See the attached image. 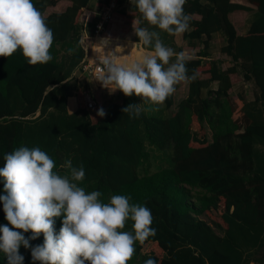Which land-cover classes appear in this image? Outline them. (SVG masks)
Masks as SVG:
<instances>
[{"label":"trees","instance_id":"1","mask_svg":"<svg viewBox=\"0 0 264 264\" xmlns=\"http://www.w3.org/2000/svg\"><path fill=\"white\" fill-rule=\"evenodd\" d=\"M58 1L32 0L54 33L48 63L30 65L20 50L0 57V168L5 154L22 146L39 147L56 162L54 171L60 175L68 174L61 167L65 160L75 167L82 164L85 178L78 186L86 192L100 191L101 202L129 195L131 203L147 206L156 235L137 241L127 264H144L149 258L156 264L263 262L264 240L259 238L264 229V0H186L190 28L182 37L192 48L201 42L203 49L187 63L189 76L195 78L187 83V96L176 111L171 110V95L165 101V116L143 111L135 119L121 111L129 103H139L135 95L120 92V104L99 107L96 90H91L94 106L85 107L83 94L89 85L74 72L82 73L87 25L81 17L91 0H66L69 5L63 11H50ZM112 1L119 6L135 0L97 2V21ZM250 15L256 17L245 30ZM136 20L142 27L148 24L135 5L126 13L115 9L103 31L116 39L119 29L128 33ZM217 33L225 38L221 53L233 63L225 70L217 62L203 61ZM70 48L75 49L71 55ZM240 71L243 80L253 81L257 88L253 101L245 102L241 95L232 100L229 94ZM72 96L78 110L69 114L66 104ZM100 108L107 113L104 117L97 115ZM205 124L212 130L211 140ZM152 151L165 157L149 172ZM3 183L0 178V195L5 194ZM54 219L58 232L63 216ZM7 223L0 203V225ZM123 230H132L131 220ZM42 243V234L30 241L33 246ZM19 251L23 264H33L30 249ZM0 264H7L2 252Z\"/></svg>","mask_w":264,"mask_h":264},{"label":"clouds","instance_id":"2","mask_svg":"<svg viewBox=\"0 0 264 264\" xmlns=\"http://www.w3.org/2000/svg\"><path fill=\"white\" fill-rule=\"evenodd\" d=\"M186 0H135L143 21L170 35H181L190 28V16L184 12ZM135 21L134 35L152 52L131 63H117L116 50L105 52L110 37L97 44L103 55L98 58L100 75L95 80L109 93L119 90L125 97H141L144 102L163 104L180 83H188L187 63L191 56L176 52L164 44L160 33L140 26ZM54 33L46 18L32 0H0V57H9L17 50L30 65L46 64L51 59ZM75 49H68L71 55ZM130 119L138 118L144 109L141 103H129L121 109ZM103 108L97 115L104 117ZM56 162L39 147H19L5 154L0 168L4 195H0L4 218L0 225V252L7 264H23L19 249L31 250L33 264H127L135 253L137 241L144 242L156 235L151 210L131 203L129 195H113L108 203L101 202L100 191L86 192L77 182L85 178L81 164L65 160L67 170L60 175ZM63 216L55 230L56 217ZM132 221V230L124 231ZM9 225L11 227H9ZM19 230V231H18ZM31 232L26 237L25 233ZM43 235V243L30 241ZM144 264H156L149 258Z\"/></svg>","mask_w":264,"mask_h":264},{"label":"rangeland","instance_id":"3","mask_svg":"<svg viewBox=\"0 0 264 264\" xmlns=\"http://www.w3.org/2000/svg\"><path fill=\"white\" fill-rule=\"evenodd\" d=\"M126 8H127V10L129 8H131L130 2L127 4ZM255 17H256V15H254V16L250 15L247 17V19H245L246 20L245 30L248 29L250 22ZM85 18L86 19H84L83 24H87V27L86 26L84 27L86 33L85 34L83 33L82 38L85 37V35H86V37H88L86 39V42L88 44H91V43H93L94 39L96 38V36L95 37L91 36V32H92L93 27L97 28L98 21L96 20V18L91 17L92 21H91V23H88L89 22L88 17L86 16ZM131 31H133V28H131ZM105 33H106V31H100L99 35L105 36L106 35ZM119 35H125L124 38L127 39V41H130L131 43H133V41H134V32L132 34H129V36H126L128 34L122 33L119 29ZM160 36H161V39L163 40L164 44L169 46V47H174V48L176 47L175 45H173L175 40H176L178 45L181 44L183 46V45L187 44V41H185L183 39L182 35H170L164 31H161ZM170 42H172V43L170 44ZM210 45H211V47L209 46V49L207 51H205L206 56L203 57V61L217 62L219 67H221V69H223V70L232 66L233 63L230 60V58L228 56H226L225 54H222L220 51L221 47L225 45V38L222 34L219 33V35H215V37H213V41L211 40ZM83 46L84 47L86 46L85 43H83ZM197 46H198V48H193L194 51L190 52V55L192 57H195L199 50H203L201 42L199 44H197ZM144 48H148V47L144 46ZM149 48H151V47H149ZM177 49H178V47L175 48V51ZM136 50H137V52H136ZM134 52L136 53L137 59H140L141 57H140V53L138 52V46L137 45H136V47H134ZM128 58H129V53L127 52V54H126L125 52H122L121 58H120V63H122V62L129 63ZM74 75L79 80L85 79L87 81V84L89 85L88 93L91 95L92 89H90L88 76L90 77V76H92V74L88 73V76H87L86 74H83V73L80 74L78 71H75ZM214 87H215V85L213 83L211 85V88L213 89ZM97 88L98 89H96V91L94 92V97H96V99L98 101H100V103L103 105L102 92H106V90L100 89L101 87H97ZM186 89H187V83L182 82L176 86V91L172 94L173 104L171 106V110L176 111L179 103L186 98V96H187ZM256 93H257V88H256L255 84L253 83V81H250V82L244 81L243 80V73L240 71L239 77L235 76V79L233 80V87L229 91V94L232 97V100H235L236 99L235 97H237L238 95H241V97L243 98V100L245 102L253 101ZM203 94L206 96V91H204ZM234 102L235 101H232V103H234ZM139 103H141V107L144 109V112L146 114L157 115V116H162V117L166 115L165 102L161 105H154L151 102H144L140 98ZM102 107H104V106H102ZM205 129H206V134H207L208 139L211 140L212 130L210 129L208 124H205ZM147 149H150V148L148 147ZM152 152L154 153V157L151 161V166L149 168V172L155 171L156 168L164 162V160H161L162 157H165V156H163V154H160L156 151H152ZM212 217L219 218V215H216L215 213H213ZM147 249H148V245H144L142 248V252L146 253Z\"/></svg>","mask_w":264,"mask_h":264},{"label":"crops","instance_id":"4","mask_svg":"<svg viewBox=\"0 0 264 264\" xmlns=\"http://www.w3.org/2000/svg\"><path fill=\"white\" fill-rule=\"evenodd\" d=\"M99 1H101V0H91V2L88 5V8L85 9L84 12H83V14H82V17H81V22L82 23H83L84 19H86L85 18L86 16L88 17V21H89L88 23H91V21H92V18L91 17H94L95 18V15H96V13L98 11L97 2H99ZM130 4H131V6L135 5V1H130ZM68 5H69V2L68 1H66V0H59L58 3H57V5L54 8H52L50 11L61 12ZM126 6H127V4L119 5V6H115L114 9H116L117 11L125 12L126 13L130 9L129 8L127 10ZM85 25H87V24H85ZM145 27L148 28L149 30L158 31L159 33L162 31V30H160L158 28H155L154 26H151L149 24H147ZM132 33H133V31L130 30L127 33L128 35H126V36H129V34H132ZM215 35H219V33H217ZM215 35H213V37H215ZM124 36L125 35H118V37L116 39H110V42H109L108 46L104 49L105 52H107L108 50L109 51L110 50H114L115 49L114 46L116 44H118V45H120V46L123 47V52H125L126 54H127V52L129 53V58H128L129 63L133 62L131 60H134V61L135 60H138L137 59V56H136V53L134 52V47H136V45L138 46V52L140 53V57L144 56L145 54H150L152 52V48H149V47L148 48H144V46L141 43H137V44L133 45L134 43H136L135 40L133 41V43H131L130 41H127V39H125ZM103 37H106V35L105 36H102V35H99L98 36L97 35L96 38L94 39L93 43L90 44V48L88 49V51H89L88 52V57H90V60L92 58L93 61H99L98 58L102 57L103 52H102V50L99 47H97V44L100 42L101 38H103ZM213 37H212V41H213ZM84 38H88V37H86V35H85V37H83V39ZM134 38H135V35H134ZM171 43L172 42H170V44ZM87 45H88V43H87ZM173 45H175L176 47H178V49L176 50V52H178V50L181 49L186 54L190 55V52L191 51H194V49L192 47H190L188 44L183 45V46L181 44H179L180 45L179 46L177 44L176 40H175V42H174ZM210 47H211V45H210ZM172 48L175 50L174 47H172ZM136 52H137V50H136ZM116 53H117L118 58H119L118 63H120V58H121L122 52L120 53V50L117 49L116 50ZM83 74H85V73H83ZM88 81H89V84H90V89H92V91L98 89L97 87H101V85H99L100 83L97 82L95 80V77H93V76H90V77L88 76ZM214 85H215V87L213 89H216L217 84H214ZM100 89H104V90H106V92H102V95H103V105L99 101L98 102V104L100 105L99 107L107 106L109 104H114V103H117V104H120L121 103L120 91L119 90H117L115 92H112V93H109L108 89H105L103 87H101ZM186 91H187V89H186ZM186 94H187V92H186ZM140 98L141 97H139V100H140ZM66 106H67V111H68L69 114L75 113L78 110V105H77L76 98L74 96L68 97ZM261 231L263 232V235L260 236L259 240H261V239L264 240V229L261 230ZM250 264H254V262H252Z\"/></svg>","mask_w":264,"mask_h":264},{"label":"built area","instance_id":"5","mask_svg":"<svg viewBox=\"0 0 264 264\" xmlns=\"http://www.w3.org/2000/svg\"><path fill=\"white\" fill-rule=\"evenodd\" d=\"M115 6H117V5L115 4L114 1H112L108 7H106V8L103 9V11L101 13V17H100V19H99V21L97 23V28H95V35H94V37L97 36V35L99 36V32L100 31H103V25L105 23H107L108 18H109V14H110V12L112 10H114ZM83 40L84 39L82 38V41ZM83 43H85V42L83 41ZM83 43H82V45H83ZM117 45L118 44H116L114 46V48ZM83 48L86 51V56H85V59H84V64L82 65V72L85 73L86 75H88V73L89 74H92V76L96 78L98 75H100L99 61H93L92 58L90 60V57H88V52H89L88 49L90 48V46H88V45L85 46V47L83 46ZM118 60H119V58H118V55H117V61H116L117 63H118ZM83 98H84L85 107L87 109L93 108L94 101H93L91 95L89 93H85V94H83ZM256 264H264V261L263 262H260V263H256Z\"/></svg>","mask_w":264,"mask_h":264}]
</instances>
